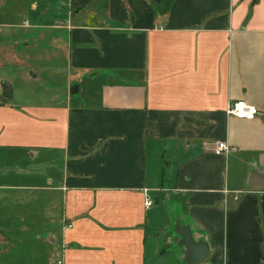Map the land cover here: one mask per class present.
<instances>
[{"label":"crops","instance_id":"obj_1","mask_svg":"<svg viewBox=\"0 0 264 264\" xmlns=\"http://www.w3.org/2000/svg\"><path fill=\"white\" fill-rule=\"evenodd\" d=\"M38 1L0 0V69L67 61L0 77V264H186L183 226L197 264H264V0Z\"/></svg>","mask_w":264,"mask_h":264},{"label":"rangeland","instance_id":"obj_2","mask_svg":"<svg viewBox=\"0 0 264 264\" xmlns=\"http://www.w3.org/2000/svg\"><path fill=\"white\" fill-rule=\"evenodd\" d=\"M30 1L31 0H17V2H18L17 5H19V7H21V9H22V11H20L22 17H19L17 15L18 14L17 10H15V12H14L15 14L12 17H10L11 23H14V24H16L18 22L23 23L24 20H29V17L27 15L32 13V10L29 9V2ZM17 49L21 50L22 45L19 44L17 46ZM64 53H65V48H64V51L62 52V55L60 57H57V55L56 56L46 55L45 57H38L37 62L35 63V65H32V68L22 69V71H26L30 75V78L27 79V82L21 81V80L15 78L14 76H15V74L18 73V70L12 69L11 66L6 67L7 69H0V77L5 78L6 80H12L15 87L21 91H24V90L38 91L44 87V84L49 85L51 87H54V84L56 82L63 81L64 76H63V73H61V69L66 66V62H67L66 58L64 56ZM23 61H25V59ZM39 61L41 62L40 64H39ZM50 66L56 67L57 69L39 70L40 68H45V67H50ZM9 68H11V69H9ZM32 74H34V75L36 74V76H38V77H33ZM57 85H58V83L56 84V86ZM70 96L72 97V100H74V101L81 100L82 102L86 103V97L84 95V92L82 93L81 90H79L75 93L72 92L70 94ZM160 230L161 229H158V231H160Z\"/></svg>","mask_w":264,"mask_h":264},{"label":"built area","instance_id":"obj_3","mask_svg":"<svg viewBox=\"0 0 264 264\" xmlns=\"http://www.w3.org/2000/svg\"><path fill=\"white\" fill-rule=\"evenodd\" d=\"M226 112L229 115H233L240 119H254L259 113V110L254 105L247 103L243 100H236L230 102L226 107ZM231 149V147L225 141H216L213 146V152L215 154L226 153ZM144 194V206L149 207L153 204V199L149 193V189H143ZM56 264H62L58 261Z\"/></svg>","mask_w":264,"mask_h":264},{"label":"water","instance_id":"obj_4","mask_svg":"<svg viewBox=\"0 0 264 264\" xmlns=\"http://www.w3.org/2000/svg\"><path fill=\"white\" fill-rule=\"evenodd\" d=\"M179 232L181 233V239L179 240V243L183 244L187 249L185 263L197 264L202 262L207 255L206 247L199 242L197 243L191 240L192 235L188 227H180Z\"/></svg>","mask_w":264,"mask_h":264}]
</instances>
